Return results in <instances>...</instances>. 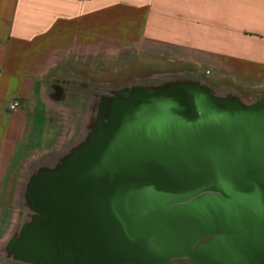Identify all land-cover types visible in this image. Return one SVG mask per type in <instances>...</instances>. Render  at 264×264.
I'll list each match as a JSON object with an SVG mask.
<instances>
[{"label": "water", "instance_id": "obj_1", "mask_svg": "<svg viewBox=\"0 0 264 264\" xmlns=\"http://www.w3.org/2000/svg\"><path fill=\"white\" fill-rule=\"evenodd\" d=\"M122 96L61 174L28 186L33 221L10 253L30 264H264V98L246 105L182 81Z\"/></svg>", "mask_w": 264, "mask_h": 264}, {"label": "crops", "instance_id": "obj_2", "mask_svg": "<svg viewBox=\"0 0 264 264\" xmlns=\"http://www.w3.org/2000/svg\"><path fill=\"white\" fill-rule=\"evenodd\" d=\"M163 48L209 71L198 81L209 88L264 98V0H0V264H30L10 253L9 231L21 225L6 215L28 157L63 140L64 86Z\"/></svg>", "mask_w": 264, "mask_h": 264}, {"label": "rangeland", "instance_id": "obj_3", "mask_svg": "<svg viewBox=\"0 0 264 264\" xmlns=\"http://www.w3.org/2000/svg\"><path fill=\"white\" fill-rule=\"evenodd\" d=\"M196 65L190 62L187 54L179 49H157L153 52H146L139 55L127 56L117 62L103 63L98 73L79 75V84L70 80L67 86V98L59 109V120L61 122L59 137H62L60 144L56 143L53 150L36 151L32 153L23 166L22 177L26 182H20L9 213H7V226L16 221L19 227L27 222L33 211L30 209L26 197L27 189L32 178L33 170L40 168L41 164H54L63 151L59 147L61 144L68 145L76 149V146L84 141L85 143L93 139L98 132L107 129L109 124V114L113 101L123 99L122 93H139V90L149 88H159L174 82H198L207 80L208 76L204 69H196ZM85 78V79H84ZM95 85H94V83ZM208 87V86H207ZM209 88V87H208ZM211 91L223 93L227 96H234L229 93V89L209 88ZM246 105L254 104L245 100ZM60 105V104H59ZM58 108H61L60 106ZM57 113V112H55ZM62 115V116H61ZM105 126V127H104ZM57 135V134H56ZM60 148V149H59ZM70 149V150H71ZM71 153H73L75 151ZM30 163V164H29ZM28 168V169H27ZM27 171V174H26ZM26 175V176H25ZM28 182V183H27ZM9 230V229H8ZM15 231L10 230L9 236L16 239ZM11 237L7 238L8 241ZM10 239V240H12ZM6 243V242H4ZM0 245V254L6 253V244Z\"/></svg>", "mask_w": 264, "mask_h": 264}, {"label": "flooded vegetation", "instance_id": "obj_4", "mask_svg": "<svg viewBox=\"0 0 264 264\" xmlns=\"http://www.w3.org/2000/svg\"><path fill=\"white\" fill-rule=\"evenodd\" d=\"M102 131H104L103 128H102ZM102 131L98 132V134L101 133ZM84 144H85V141L80 142L76 146V149L72 148L69 151V153H67L66 155H64L62 157L57 158V160L54 162L53 165L50 164V165H44V166L40 167L37 170V172L35 173V175L32 177L33 181L30 184V186L33 187L37 181H41L42 179L43 180L53 179V178H51L53 175L61 174L64 171V168L67 166L68 162H70V160H73V157H75L77 155V153L79 152V150H81L83 148ZM73 149H75V151L73 153H71L73 151ZM42 184H43L42 186H44V187L48 186L45 183H42ZM183 262L184 261H172L173 264H180Z\"/></svg>", "mask_w": 264, "mask_h": 264}, {"label": "bare ground", "instance_id": "obj_5", "mask_svg": "<svg viewBox=\"0 0 264 264\" xmlns=\"http://www.w3.org/2000/svg\"><path fill=\"white\" fill-rule=\"evenodd\" d=\"M212 92H214V91H212ZM215 94H216V96H218V97H220V98H224V99H226V98H228V96L227 95H225V94H223V93H219V92H214ZM237 99H239L241 102H243V103H245L244 102V100L243 99H241L240 97H236ZM246 104V103H245ZM86 140V139H85ZM84 140V141H85ZM32 181H33V179H31L30 180V184L32 183ZM30 184H29V186H30ZM29 207H30V203H29ZM32 216H30L28 219H27V222L23 225V227H20V228H18V231H17V233H15V235L18 237L19 236V234L21 233V230H23V228H27L29 225H30V223H32Z\"/></svg>", "mask_w": 264, "mask_h": 264}, {"label": "built area", "instance_id": "obj_6", "mask_svg": "<svg viewBox=\"0 0 264 264\" xmlns=\"http://www.w3.org/2000/svg\"><path fill=\"white\" fill-rule=\"evenodd\" d=\"M207 75L209 74V71H206L205 72ZM18 106H19V104L17 103V102H15V103H13V109H17L18 108Z\"/></svg>", "mask_w": 264, "mask_h": 264}]
</instances>
